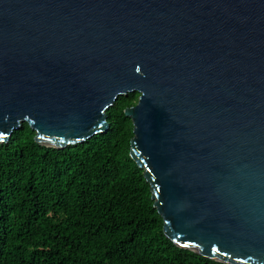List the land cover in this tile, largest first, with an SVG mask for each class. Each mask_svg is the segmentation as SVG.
I'll use <instances>...</instances> for the list:
<instances>
[{
    "label": "water",
    "instance_id": "obj_1",
    "mask_svg": "<svg viewBox=\"0 0 264 264\" xmlns=\"http://www.w3.org/2000/svg\"><path fill=\"white\" fill-rule=\"evenodd\" d=\"M132 92L129 156L164 234L264 264V0H0V144L23 123L83 143Z\"/></svg>",
    "mask_w": 264,
    "mask_h": 264
},
{
    "label": "trees",
    "instance_id": "obj_2",
    "mask_svg": "<svg viewBox=\"0 0 264 264\" xmlns=\"http://www.w3.org/2000/svg\"><path fill=\"white\" fill-rule=\"evenodd\" d=\"M120 95L109 129L54 148L27 123L0 144V264H225L176 246L129 156L133 125Z\"/></svg>",
    "mask_w": 264,
    "mask_h": 264
},
{
    "label": "bare ground",
    "instance_id": "obj_3",
    "mask_svg": "<svg viewBox=\"0 0 264 264\" xmlns=\"http://www.w3.org/2000/svg\"><path fill=\"white\" fill-rule=\"evenodd\" d=\"M178 243L180 242L179 240H176Z\"/></svg>",
    "mask_w": 264,
    "mask_h": 264
}]
</instances>
